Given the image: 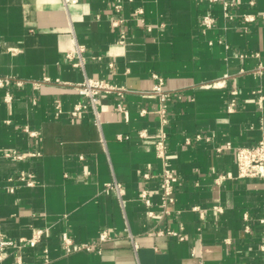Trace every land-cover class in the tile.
<instances>
[{
	"label": "crops",
	"instance_id": "obj_1",
	"mask_svg": "<svg viewBox=\"0 0 264 264\" xmlns=\"http://www.w3.org/2000/svg\"><path fill=\"white\" fill-rule=\"evenodd\" d=\"M114 5L0 0V76L12 79L0 86V242H15L0 264H264V177L239 176L234 149L217 150L264 137V0H239L232 18L224 0ZM87 77L116 87L98 96V121L74 86ZM165 105L179 179L169 213L155 148ZM115 181L121 196L107 190ZM104 230L100 250L62 247L63 233L84 243Z\"/></svg>",
	"mask_w": 264,
	"mask_h": 264
},
{
	"label": "built area",
	"instance_id": "obj_2",
	"mask_svg": "<svg viewBox=\"0 0 264 264\" xmlns=\"http://www.w3.org/2000/svg\"><path fill=\"white\" fill-rule=\"evenodd\" d=\"M212 1H216V0H212ZM238 3H239V0H233V1L224 0L225 15L228 18H232L234 16V14L231 12V7ZM123 7H124V0H115L114 9L116 13H120ZM136 13H143V9L138 8L136 10ZM254 18L255 17L253 15L245 14L246 20H254ZM263 18H264V15H263ZM203 20H204L205 27H211L215 22L214 17L211 15H205L203 17ZM118 23L119 21L117 20L114 21L115 25H117ZM124 38H125L124 34H121V41H123ZM79 50H82V48H79ZM155 76L158 79V83L155 85L154 90L158 92H162L163 91L162 85L164 82L163 78L158 75H155ZM46 80L48 81L50 79L47 78ZM11 82H12V79L10 77L0 76V86L2 87L8 86L11 84ZM74 86L78 89V91L82 95L90 99L93 107L95 108L96 118H97L96 120L98 121L99 114H98V111L96 110V103L98 100V96L102 92L104 91L109 92L111 90L116 89V87L113 84L103 79H95V78H89V77H87L82 82L75 83ZM82 106H83L82 103L77 104L72 113L74 115H77ZM235 107H236V100L232 99V101L228 105V109L233 110ZM159 113L161 115L162 125L156 135L155 148H156V152L159 155V157L165 160V166L160 176L161 177L160 192H161V205L164 209V212L169 213L170 212L169 205L175 202V188H176V185L179 179H178L177 173L167 165V160H166L167 158V138H168V132L166 129V125L168 124L166 105L163 106L159 110ZM119 138H122V135H120ZM196 138L203 139V138H206V136L202 134H197ZM230 148L234 149L239 176L241 177H264V137L256 145H253V146L232 147L231 143H227V145L225 146L217 147V150L223 151L224 149H230ZM6 155L11 156V157H16V158L25 157L23 153H18L16 151L7 152ZM145 177H149V173H146ZM223 177L224 175H220L217 181H220V179H222ZM20 179L22 180L28 179L27 182L31 183V180L29 179V177L27 178L25 173H21ZM110 189H115L116 193L119 196H121L123 192V185L117 181L113 183H108L107 190H110ZM142 199L145 201L147 205L151 203V199L149 197L147 189H142ZM149 213L150 215L154 214L153 211H150ZM167 232L172 235L178 234L177 232L173 230H168ZM42 233L43 231L41 229L38 230L32 238L22 239L21 241H19L20 242L19 245L29 244V245L34 246L40 240ZM109 239H111V233L108 230H104L100 234L99 239L96 241L78 243L68 233H63L61 242H62V247L65 250V252L72 253L78 250H86V251H92L95 249L100 250L103 244ZM13 244H15V242L12 240L2 239L0 242V247L2 249L6 245H13ZM134 247H136L135 242H134ZM19 264H24V263L19 262Z\"/></svg>",
	"mask_w": 264,
	"mask_h": 264
}]
</instances>
